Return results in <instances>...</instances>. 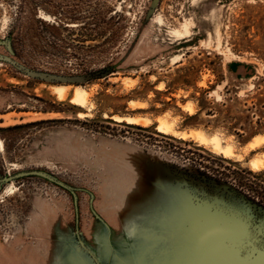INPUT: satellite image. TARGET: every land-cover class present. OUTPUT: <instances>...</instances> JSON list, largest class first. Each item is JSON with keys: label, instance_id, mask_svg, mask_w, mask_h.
<instances>
[{"label": "rangeland", "instance_id": "374dc122", "mask_svg": "<svg viewBox=\"0 0 264 264\" xmlns=\"http://www.w3.org/2000/svg\"><path fill=\"white\" fill-rule=\"evenodd\" d=\"M0 55V174L79 207L1 184L0 264H264V0H0Z\"/></svg>", "mask_w": 264, "mask_h": 264}, {"label": "water", "instance_id": "95a60500", "mask_svg": "<svg viewBox=\"0 0 264 264\" xmlns=\"http://www.w3.org/2000/svg\"><path fill=\"white\" fill-rule=\"evenodd\" d=\"M0 58H3V56L0 55ZM31 75L35 76V77H39V78H46V79H50L48 77H52L49 75H46L44 73H39V72H29ZM95 77V75L90 74L87 75L86 78L88 80H91ZM26 176H40V177H44L47 180L54 182L55 184L69 190L75 197V208L78 211L79 207H78V196H77V192L74 188H72L70 185H68L67 183L63 182L62 180H60L59 178H57L56 176H54L51 173H48L45 170H41V169H30V170H25V171H21L15 174H8V175H1L0 174V185L4 184V183H9L11 181L17 180L19 178L22 177H26ZM76 233H77V237L79 240V243L81 245V247L84 248V250L89 254V256H91L94 260V262L96 264H101L97 255L91 250V248L85 243V241L83 240L82 236H81V232H80V228H79V218L77 216V229H76Z\"/></svg>", "mask_w": 264, "mask_h": 264}, {"label": "bare ground", "instance_id": "6f19581e", "mask_svg": "<svg viewBox=\"0 0 264 264\" xmlns=\"http://www.w3.org/2000/svg\"><path fill=\"white\" fill-rule=\"evenodd\" d=\"M188 26V25H186ZM52 89V92L53 93H57V94H60L64 97H68L70 94H71V90L72 88L71 87H68V86H65V85H58V86H54L51 88ZM90 95L89 91L85 88V87H82V86H77L76 89H75V92H74V100L77 102H86V99L88 98V96ZM141 105V104H140ZM138 105V106H140ZM116 120H121L120 117H118L117 115L114 117ZM131 118V117H130ZM129 120V119H128ZM130 121V120H129ZM131 121H134L132 118H131ZM162 121V120H161ZM162 122H165V121H162ZM166 123V122H165ZM168 123V122H167ZM166 123V124H167ZM159 129L160 131L162 132H165V133H171L175 136H179V137H182V138H186L187 136L185 135V133L183 135H181L182 133L176 131L174 129L173 126H166V125H161L159 126ZM189 134V133H188ZM200 138L202 141L204 142H209V137L205 134V133H201L199 134ZM196 137V136H195ZM194 138V137H193ZM196 139H198L196 137ZM221 140L218 136H213L212 138V143L213 145L215 146L216 150L215 151H221L222 154L224 153L226 156H231V154L233 153V149L231 146H223L222 143H221ZM203 143V142H202ZM254 167H257L256 165H254ZM259 170V169H258Z\"/></svg>", "mask_w": 264, "mask_h": 264}, {"label": "trees", "instance_id": "16d2710c", "mask_svg": "<svg viewBox=\"0 0 264 264\" xmlns=\"http://www.w3.org/2000/svg\"><path fill=\"white\" fill-rule=\"evenodd\" d=\"M215 176H217V175H215ZM217 177H219V176H217ZM234 183H235V187H236L237 189H240L241 191L244 190L245 196H246L249 200L253 201L254 203H256V202L258 201V204H259L262 208H264V201L260 200L258 197L255 198V197L252 195V193L249 192L248 189H247L248 191L245 190L246 188L243 186V184H242L241 182L237 183L236 181H234ZM241 187H243V189H241ZM257 199H258V200H257ZM255 201H256V202H255Z\"/></svg>", "mask_w": 264, "mask_h": 264}]
</instances>
